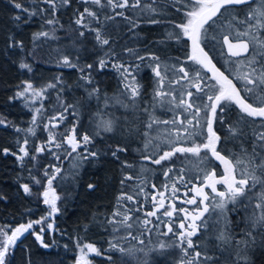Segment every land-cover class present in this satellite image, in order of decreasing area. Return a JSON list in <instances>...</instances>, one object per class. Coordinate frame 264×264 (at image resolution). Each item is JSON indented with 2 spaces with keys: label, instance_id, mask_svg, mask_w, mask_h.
Returning a JSON list of instances; mask_svg holds the SVG:
<instances>
[{
  "label": "snow or ice",
  "instance_id": "snow-or-ice-1",
  "mask_svg": "<svg viewBox=\"0 0 264 264\" xmlns=\"http://www.w3.org/2000/svg\"><path fill=\"white\" fill-rule=\"evenodd\" d=\"M7 4L18 10L11 17L18 27L30 24L36 17L41 22V29L32 34V52L26 51L24 41L14 34L7 37L6 50L14 54L19 51L22 57L17 60L22 73L34 71L29 57L33 56L37 41L59 39L57 32L64 29L61 14L63 10H70L68 35L74 51H59L57 66L75 69L79 74L76 87L82 88L88 98L103 99L105 107L109 98L102 92L97 77L108 71L117 73L123 99L116 97L115 102L132 120L107 113L108 118H104L98 109L94 127L90 125L86 130L81 124L80 99L69 100L64 95L68 86L62 72L44 85H37L31 79L15 85L8 102L13 105L21 102L32 117L30 125L22 128L0 114V127L11 128L17 134L14 147L0 148V155L14 158L23 170L15 177L20 192L25 197H36L47 207V214L18 226H0V264H15L18 243L24 252V264H32L31 254L23 246L26 234L34 236L51 255L53 244L45 243L44 233L51 235L58 231L52 218L61 210L58 202L63 193L58 194L57 187L65 182L74 183L86 164L105 160L119 164L122 191L115 209L97 222L102 227L112 226L116 242L108 240V247L102 250L78 236L74 241V264H93L90 255L103 256L109 264H115L113 252L131 255L139 251L147 257L155 249L124 248L119 240L144 244L153 229L161 225L165 230L160 235L175 237L158 245L161 255L167 254L169 248L178 250L173 264L213 261L207 247L193 240L201 232L204 233L201 240L209 237L221 242L218 247L230 245V254L236 257L230 264H252V254L264 249V0H163V3L160 0H75V4L74 0H7ZM172 12L177 14L178 22L171 18ZM120 22L137 39L139 34L135 30L142 23L164 26L162 39L154 43L174 42L184 52L183 57H167L162 61L155 52L130 45L117 51L115 38L110 33ZM89 38L93 42L91 48L87 47ZM144 47L147 49L148 45ZM80 49L95 53L93 59L90 62L83 59ZM215 56L223 57L224 71L217 67L219 61L214 62ZM144 68L149 69L154 85L151 101L141 107L143 85L139 78ZM44 100H50L54 109L47 116L43 115ZM37 102L39 107H33ZM157 107L172 113L171 117L155 115ZM237 111L238 115L231 119V114ZM141 113L147 115L142 117ZM137 122L143 127L135 129L133 125ZM217 123L225 127L236 151L228 150L225 154V148L220 147ZM159 125L168 126L164 130L166 147L154 144L149 134ZM38 128L44 133L42 138L37 136ZM135 136L143 141V148L137 149L140 159L160 166V186L146 179L150 169L142 164L136 174L125 171L136 167L127 158L130 141ZM186 154L199 158L192 169L198 175L186 174V165L181 159ZM64 160H70L69 170L64 169ZM213 160L223 166L219 176L211 164ZM176 161L180 162L179 167ZM129 181L134 183L129 185ZM217 185H223V189L218 190ZM258 185L259 196L254 192ZM125 187L131 192L123 191ZM87 188L91 191L96 185L89 183ZM189 192L195 195L189 197ZM176 200L195 208L191 212L185 207L177 209ZM0 201H7V196L0 193ZM146 204L150 205L147 210ZM177 212L183 214L178 217V224L164 219L173 218ZM229 212L245 214L239 234L231 227ZM36 225H40L39 229ZM137 225L143 230L138 229L134 234L131 229ZM122 229L128 231L125 233ZM82 230L87 232L88 225ZM144 264H148L147 259Z\"/></svg>",
  "mask_w": 264,
  "mask_h": 264
},
{
  "label": "trees",
  "instance_id": "trees-1",
  "mask_svg": "<svg viewBox=\"0 0 264 264\" xmlns=\"http://www.w3.org/2000/svg\"><path fill=\"white\" fill-rule=\"evenodd\" d=\"M26 2V0H22ZM163 3V0H160ZM75 4V0H74ZM244 7V6H241ZM18 10L13 9L7 4V0H0V114L6 116L9 120L15 122L22 128H26L30 125L32 113L27 108L17 101L14 105L8 102V96L12 94V91L16 84L21 80L31 79L37 85H44L63 73V79L68 86V90L64 93L65 97L69 100L73 97L80 99L83 107L81 111V124L87 130L90 125L94 127V121L97 119L96 112L99 109L101 117L108 118L105 114H114L118 119H123L125 116L132 120L131 115L126 112L118 103L115 102L116 97H120L119 92V77L114 71H108L100 74L97 79L101 81V90L106 94L108 99V105L105 107L104 100L97 101L95 98H88L82 88H77L76 83L78 79V72L75 69H61L57 66V53L63 50L65 53L74 51L72 40L68 33L71 29L69 27L70 17L72 12L70 10H63L61 14V23L64 24V29L57 32L59 39L55 41L41 40L36 42L35 51L33 56L29 57L30 62H33V73L24 74L17 67L18 58L20 56L19 51L15 54L6 50V40L9 34H14L17 39L24 41L25 50L28 52L33 51L32 34L41 29V22L38 17L33 18L30 24L17 26L11 20L12 15L16 14ZM137 15H139L137 13ZM171 18L177 19L178 16L175 12L171 13ZM115 23V22H113ZM163 27L161 25H148L141 24L135 31L139 34V39L128 32L124 26V22H120L117 28L111 31V35L115 38L114 47L117 51H120L125 45H130L141 49V51H152L161 57V60H165L167 57L175 58L176 56L183 57L184 52L180 50V46L174 42L165 44H157L154 41L162 39ZM92 40L89 38L87 47H92ZM145 44L148 48L145 49ZM80 54L83 59L91 61L95 53H85L83 49H80ZM215 55L214 53H210ZM218 67H221L224 63V59L221 56H215L214 62ZM223 70L224 68L221 67ZM140 82L143 85V101L141 107L148 105L151 101V94L153 91L154 80L149 69L144 68L140 74ZM123 99V97H120ZM45 116L51 113L54 109L50 100L46 101ZM238 115V111L235 112ZM142 117L147 113H141ZM155 115L159 116L158 107L155 110ZM67 123V121L65 122ZM63 127V126H62ZM61 127V128H62ZM135 129L142 128L143 124L135 123L133 125ZM38 137H43L44 133L42 129L39 130ZM79 131V129H78ZM150 136L154 138V144H160L162 147H166V143L159 138L155 139L150 131ZM16 133L11 128L5 129L0 127V148L14 147V139ZM111 142V141H108ZM131 148L127 153L129 161L133 162L136 167L134 169H126L129 173L136 174L139 171V166L142 164L144 167L150 169L149 173L145 174L146 179L156 183L158 186L162 183V174L159 171L160 166L152 165L148 161L140 159V152L138 148H143V141L140 136H135L130 141ZM225 154L228 150L236 151L233 141L225 145ZM151 149H149L150 151ZM204 156V155H201ZM176 158L174 157L173 160ZM185 162V172L187 175L192 176L195 172L193 166L197 163V157H193L190 154H186L185 157H181ZM169 163V162H165ZM177 166H180V162L176 161ZM208 163V162H206ZM213 167H215L217 175L219 176L222 168L214 160L211 161ZM204 167V165H200ZM63 167L65 170L71 168L70 160L63 161ZM23 170L17 166L13 157H5L0 155V193L7 196V201H0V226L4 225H19L26 222L28 219H37L40 216L47 214V207L43 205L36 197H25L20 192L18 185L15 182V177L18 173H22ZM26 175V174H25ZM121 169L119 164L105 160L99 164H86L80 171V175L76 178L74 183L65 182L57 187L59 194L63 193L61 200L58 202V206L61 208L60 212L54 216V227L58 231L49 235L48 232L44 234L45 243L53 244L52 254L48 255L49 250L42 248L32 235H26L23 239V246L28 249L31 254L32 264H74L76 257L75 239L83 237L87 242L93 243L96 247L102 250L108 247L107 241L112 240L113 234L111 232L112 226H100L97 219H103L104 216L110 214L116 206L117 197L122 191L120 185ZM71 180V178H69ZM92 183L96 185L94 190H89L87 185ZM134 181H129L128 184H133ZM56 186V182H54ZM123 191L131 192V189L125 187ZM254 192L257 196L260 194L259 185ZM232 207L231 204L228 205ZM150 208V207H148ZM31 209V211H28ZM140 213H136V216H140ZM231 220V227L239 234L240 229L244 226V213L243 212H229ZM95 218V219H94ZM154 221V218H153ZM88 225L87 232H84L83 226ZM136 229L143 230L142 226H134ZM211 231V230H210ZM201 236L195 240L199 241L203 246H206L211 255H213V261L210 264H230L231 260H235L236 257L230 254V245H223L218 247L221 242L209 237L204 236V233H199ZM67 245V249L64 247ZM115 260V264H137L132 262L129 258H125L118 252L111 253ZM174 253H168L164 256H154L150 259L148 264H173ZM24 252L21 245L18 243L15 253V264H24ZM93 264H109L103 256H93L91 258ZM252 264H264V249L256 250L251 256Z\"/></svg>",
  "mask_w": 264,
  "mask_h": 264
},
{
  "label": "rangeland",
  "instance_id": "rangeland-1",
  "mask_svg": "<svg viewBox=\"0 0 264 264\" xmlns=\"http://www.w3.org/2000/svg\"><path fill=\"white\" fill-rule=\"evenodd\" d=\"M46 101L47 100H44L43 101V104H44V108L46 107L45 105H46ZM39 103L40 102H37V104L36 105H34L33 107H39ZM45 113H46V110L44 111V113H43V115H45ZM38 123L40 122L39 121V118H38V121H37ZM63 126V125H62ZM61 126V127H62ZM41 128H38L37 129V135L39 134V130H40ZM193 173V175L192 176H196V174H195V172H192ZM222 189H223V185H222ZM58 193V192H57ZM59 194V193H58ZM189 197H191V195H190V192H189ZM176 202H179V206L177 205V207L178 208H181V207H185V208H188L189 209V211L191 212L194 208H195V205H187V204H182L181 202H180V200H176ZM183 214L182 213H180V216H182ZM53 219V221H54V217L52 218ZM55 225V224H54ZM187 225V224H186ZM37 229H39V227H40V225H36L35 226ZM139 228H133V229H131V231H133V233L135 234V233H137V230H138ZM140 230V229H139ZM128 231V229H122V232H127ZM161 231H163L161 228H159V229H153V231H152V234L149 236V237H147V238H145V243L144 244H139V243H137L136 241H134V240H124V239H120L119 240V243H120V245L122 246V247H124V248H136V249H140V248H144L145 249V251H148V249H155V251H152V252H149V254H148V256L147 257H145L144 256V253H142V252H139V251H136L134 254H131V255H129V254H122V253H119L120 255H122V256H124L125 258L127 257V258H129L130 260H132V262H134V263H137V264H144V262H145V259H147V262L149 263V261H150V259L152 258V257H154V256H161V254H160V250H159V247H158V245H159V243L160 242H165V243H168V242H170L171 240H174L175 239V237H172L171 236V234H169V236L168 237H165V236H162V235H160V232ZM47 232V231H46ZM45 232V233H46ZM44 233V234H45ZM115 235L117 236V237H119L120 236V233H115ZM199 235V234H198ZM197 235V236H198ZM112 240H113V238H112ZM113 242H116L115 240H113ZM168 253H178V250L177 249H175V248H169L168 250H167V254ZM167 254H165V255H167ZM94 255H90V257H89V259H91L92 257H93ZM162 256H164V255H162Z\"/></svg>",
  "mask_w": 264,
  "mask_h": 264
},
{
  "label": "flooded vegetation",
  "instance_id": "flooded-vegetation-1",
  "mask_svg": "<svg viewBox=\"0 0 264 264\" xmlns=\"http://www.w3.org/2000/svg\"><path fill=\"white\" fill-rule=\"evenodd\" d=\"M217 67H218V65H217ZM221 71H224V69H223V70L221 69ZM225 74H227V73H225ZM238 86H239V85H238ZM176 87H179V85H177ZM242 95H243V93H242ZM178 111H179V110H178ZM158 112H159V116L162 117V118H170L171 115H172V113H170V112H169V113L163 112L159 107H158ZM235 117H236V113L233 112V113L231 114V117H230V118L234 120ZM167 127H168V126H166V125L154 126V129H153V130H150V131H151V134H152L153 136L158 137L161 141H163L164 143H166L167 135H166V132H165L164 130H165ZM215 127L217 128L218 133L221 135V145H220V147H225V145H226L227 143L231 142V139L228 138L227 130L225 129V127L221 126L219 123H217V124L215 125ZM157 128L159 129V131L156 130ZM218 150H219V149H218ZM201 155H204V153L201 152ZM217 176H218V175H217ZM219 187H220V189L222 190V185H220ZM206 191H209V189H206ZM190 195H191V196H194L195 193H194V192H190ZM175 203H176V207H177V205L179 206V202H176V201H175ZM166 206H167V197H166ZM148 207H150V205L146 204V205H145V210H147ZM177 209H179V208L177 207ZM158 215H159V213H158ZM179 216H180V213L177 212V213L174 214V217H173V218L164 217V219H165V220H169V219H170V220L173 222V224L176 225V224H178V222H179V220H178V217H179ZM153 223H156L155 219H154ZM185 223L187 224V221H185ZM160 228H161L162 230H165V229L163 228V225H161ZM200 236H201V234H199V235L196 236V237H193L194 242H195V240L198 239ZM189 251H191V250H189ZM174 255L176 256L177 253H175Z\"/></svg>",
  "mask_w": 264,
  "mask_h": 264
},
{
  "label": "water",
  "instance_id": "water-1",
  "mask_svg": "<svg viewBox=\"0 0 264 264\" xmlns=\"http://www.w3.org/2000/svg\"><path fill=\"white\" fill-rule=\"evenodd\" d=\"M250 50H251V45H250ZM218 165H219V162L218 161H215ZM221 166V168L223 167L222 165H220ZM220 185H217V188H218V190H221L220 189V187H219ZM205 191H206V189H205ZM27 235V234H26Z\"/></svg>",
  "mask_w": 264,
  "mask_h": 264
}]
</instances>
